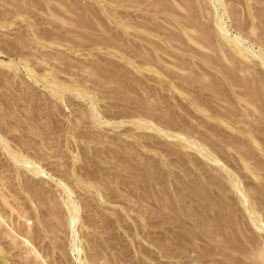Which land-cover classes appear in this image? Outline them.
Listing matches in <instances>:
<instances>
[{
  "label": "rangeland",
  "instance_id": "374dc122",
  "mask_svg": "<svg viewBox=\"0 0 264 264\" xmlns=\"http://www.w3.org/2000/svg\"><path fill=\"white\" fill-rule=\"evenodd\" d=\"M0 264H264V0H0Z\"/></svg>",
  "mask_w": 264,
  "mask_h": 264
}]
</instances>
